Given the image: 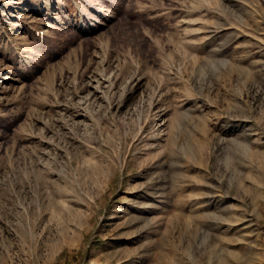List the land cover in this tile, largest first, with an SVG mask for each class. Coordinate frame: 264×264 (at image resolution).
<instances>
[{
    "label": "rangeland",
    "instance_id": "obj_1",
    "mask_svg": "<svg viewBox=\"0 0 264 264\" xmlns=\"http://www.w3.org/2000/svg\"><path fill=\"white\" fill-rule=\"evenodd\" d=\"M0 264H264V0H0Z\"/></svg>",
    "mask_w": 264,
    "mask_h": 264
}]
</instances>
